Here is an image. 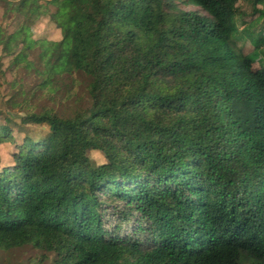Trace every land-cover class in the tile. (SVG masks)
I'll use <instances>...</instances> for the list:
<instances>
[{"label":"trees","instance_id":"1","mask_svg":"<svg viewBox=\"0 0 264 264\" xmlns=\"http://www.w3.org/2000/svg\"><path fill=\"white\" fill-rule=\"evenodd\" d=\"M0 3V264H264V0Z\"/></svg>","mask_w":264,"mask_h":264},{"label":"rangeland","instance_id":"2","mask_svg":"<svg viewBox=\"0 0 264 264\" xmlns=\"http://www.w3.org/2000/svg\"><path fill=\"white\" fill-rule=\"evenodd\" d=\"M245 8L247 9V5H245ZM5 11V7L0 3V24L4 23L6 24L9 19L7 18L9 15V11L5 14L6 18L3 17ZM15 20V19H13ZM248 25L250 28H256L260 27L261 23V17L256 16L254 18H248L247 19ZM9 24V22H8ZM28 26H23V33H28L31 40L34 41H59L61 40V34L60 31L56 28L55 24L51 23V21L46 20L45 18H40L38 21L33 22L31 24H27ZM4 26V25H3ZM264 31V30H263ZM264 35V33H262ZM20 38V37H19ZM6 48L0 47V56L3 57L6 53L11 51L14 47V44L12 41H7ZM244 55L247 57V60L249 61L250 68L253 72L257 71L263 64L264 60L258 55L257 50L252 47L248 42H246L244 48ZM1 93H4V90L2 89ZM9 97H5V99H8ZM0 103V107H1ZM2 120H0V124H2ZM32 135L34 138L38 137V134L36 132H32ZM24 139V135L22 134H16L15 136V144L21 143ZM14 142H6L0 145V162L2 167H11L9 165H13V155L16 151V145L13 144ZM91 157L100 165L105 163V156L103 153L99 151H91L90 152ZM13 260L17 261V258H13ZM19 264H27V262H19Z\"/></svg>","mask_w":264,"mask_h":264}]
</instances>
